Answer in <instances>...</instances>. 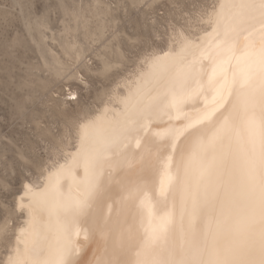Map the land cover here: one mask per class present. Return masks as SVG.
<instances>
[{"label":"bare ground","instance_id":"obj_1","mask_svg":"<svg viewBox=\"0 0 264 264\" xmlns=\"http://www.w3.org/2000/svg\"><path fill=\"white\" fill-rule=\"evenodd\" d=\"M244 2L215 0L200 24L177 26L96 111L77 98L74 109H62L72 135L24 181L15 201L23 221L1 264L18 251L29 261L55 260L66 244L73 264L264 261V93L259 76L244 88L234 81V61L220 72L213 43L221 31L215 14L230 20L232 5ZM262 28L254 22L240 34L237 54L259 47ZM52 184L63 199L86 203L70 241L27 192Z\"/></svg>","mask_w":264,"mask_h":264},{"label":"rangeland","instance_id":"obj_2","mask_svg":"<svg viewBox=\"0 0 264 264\" xmlns=\"http://www.w3.org/2000/svg\"><path fill=\"white\" fill-rule=\"evenodd\" d=\"M214 3L0 0L8 15L0 26V264L23 221L15 201L24 181L37 178L72 135L62 109H74L77 98L96 111L145 55L177 26H197Z\"/></svg>","mask_w":264,"mask_h":264},{"label":"snow or ice","instance_id":"obj_3","mask_svg":"<svg viewBox=\"0 0 264 264\" xmlns=\"http://www.w3.org/2000/svg\"><path fill=\"white\" fill-rule=\"evenodd\" d=\"M194 7L196 5H193ZM224 6L222 5L221 8ZM232 7L238 9L237 13L230 20H222L221 13H216L214 22L220 26L221 31L216 33L214 47L216 56L220 59L218 69L223 71V65L235 62L236 71L233 72L234 81L239 79L242 88L246 87L254 76H259V86L264 93V28L259 40V47L254 44L246 45L244 50L237 54V40L241 33H251L254 22L264 25V0H249ZM8 15L5 9L0 8V26L7 23ZM248 39V37H245ZM184 47H190L191 41L184 39ZM217 75V69L213 70V77ZM183 81H181V85ZM179 99L175 91L171 101L176 103ZM28 195L37 205L46 209L50 215H55L59 228L71 239V234L76 228L80 215L86 209V203L71 199H63L58 195L54 184L42 192H32L27 189ZM73 249L70 244H66L58 253L55 260L29 261L26 254L19 251L14 256H9L6 264H73L69 258ZM264 264V261H261Z\"/></svg>","mask_w":264,"mask_h":264}]
</instances>
